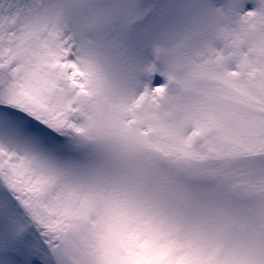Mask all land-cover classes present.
I'll use <instances>...</instances> for the list:
<instances>
[{"label":"snow or ice","instance_id":"obj_1","mask_svg":"<svg viewBox=\"0 0 264 264\" xmlns=\"http://www.w3.org/2000/svg\"><path fill=\"white\" fill-rule=\"evenodd\" d=\"M0 264H264V0H0Z\"/></svg>","mask_w":264,"mask_h":264}]
</instances>
